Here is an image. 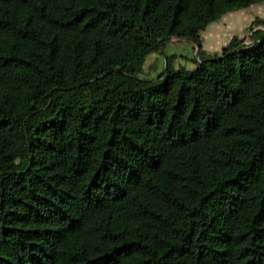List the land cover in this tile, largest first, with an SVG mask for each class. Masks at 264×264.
Here are the masks:
<instances>
[{
    "label": "trees",
    "instance_id": "obj_1",
    "mask_svg": "<svg viewBox=\"0 0 264 264\" xmlns=\"http://www.w3.org/2000/svg\"><path fill=\"white\" fill-rule=\"evenodd\" d=\"M261 3L0 0V264H264V18L201 37Z\"/></svg>",
    "mask_w": 264,
    "mask_h": 264
},
{
    "label": "rangeland",
    "instance_id": "obj_2",
    "mask_svg": "<svg viewBox=\"0 0 264 264\" xmlns=\"http://www.w3.org/2000/svg\"><path fill=\"white\" fill-rule=\"evenodd\" d=\"M264 18V3L253 4L247 8L241 10H235L226 13L220 18V21L224 23L220 24L218 30L221 31L222 38L220 41L215 40L214 31L211 34L207 30L201 33L202 44L203 40L208 42L209 53H219L221 49V43H226L230 37L237 35L239 37H249L248 26L255 18ZM215 23L209 24L206 27H212ZM206 39H205V38ZM207 46V45H206ZM163 52L150 54L145 63L143 64L142 71L139 73L138 78L141 80H150L156 75L162 73L165 67V55H168L170 60V68L177 69L179 67H185L190 69L196 59V46L193 42L182 38H171L166 40Z\"/></svg>",
    "mask_w": 264,
    "mask_h": 264
},
{
    "label": "crops",
    "instance_id": "obj_3",
    "mask_svg": "<svg viewBox=\"0 0 264 264\" xmlns=\"http://www.w3.org/2000/svg\"><path fill=\"white\" fill-rule=\"evenodd\" d=\"M219 20H220V19H219ZM219 20H218V21H219ZM218 21L213 22V23H215L214 26L209 27V28H207V27L205 28V30H207V32H209V34H211V31H214V32H215V34H214V38H215L216 42H217V41H220L221 38H222L221 31H219L218 28H219L220 24L224 23L225 20L220 21L219 23H217ZM210 24H212V23H210ZM205 30H204V31H205ZM204 38H205V37H204ZM230 38H231V37H230ZM230 38L228 39V41L230 40ZM205 39H206V38H205ZM228 41H227V42H228ZM227 42H226V43H221V48H222L224 45H226ZM206 45H207V46H206ZM203 49H205L207 52L211 51V50H209L208 42H207V41H204V40H203ZM163 53L165 54L164 51H163Z\"/></svg>",
    "mask_w": 264,
    "mask_h": 264
},
{
    "label": "water",
    "instance_id": "obj_4",
    "mask_svg": "<svg viewBox=\"0 0 264 264\" xmlns=\"http://www.w3.org/2000/svg\"><path fill=\"white\" fill-rule=\"evenodd\" d=\"M171 38L167 39V40H170ZM166 40L162 43V48L164 47V44H165ZM199 47L197 46L196 49H198Z\"/></svg>",
    "mask_w": 264,
    "mask_h": 264
}]
</instances>
